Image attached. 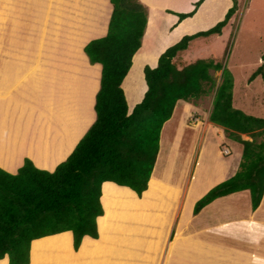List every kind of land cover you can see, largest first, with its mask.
<instances>
[{"label":"crops","instance_id":"obj_1","mask_svg":"<svg viewBox=\"0 0 264 264\" xmlns=\"http://www.w3.org/2000/svg\"><path fill=\"white\" fill-rule=\"evenodd\" d=\"M141 1L149 7L148 26L142 46L134 55L133 65L122 83L130 113L143 100L148 89L145 66L156 67L160 55L184 35L212 27L223 19L233 3V0H204L193 16L179 21L176 13L193 10L198 0ZM68 8L72 14L65 15ZM80 8L84 11L82 15ZM91 10L93 12L89 14ZM112 11L110 0H70V3L69 0H0V144L5 139L9 142L14 137V126L21 130L26 120L27 126L31 124L46 132L49 117L50 126L54 121V147L59 145L58 148L64 150L62 160L73 152L96 120V96L101 87L102 64H92L87 54L82 55L81 52L89 41L95 39V35L99 38L107 34ZM65 16L72 17L70 25H65L66 19L63 25L61 19ZM59 33L62 36L60 41ZM163 45L164 48L160 49ZM181 57L179 53L175 58L180 67L191 62H181ZM129 77L131 86L126 83ZM139 85L143 86L141 93ZM192 103L179 100L172 118L164 124L160 150L150 179L151 187L142 194V199L149 201V195L161 184L178 187L184 184V187L188 186L189 194L192 187L189 182L190 163L196 170L202 167L203 174L211 176L213 171L216 172L215 181L202 188L204 195L225 177L227 180L236 174L243 144L229 138L223 126L210 121L213 102L208 111L198 102ZM171 121L170 135L163 141L164 130ZM198 130L196 149L199 144L201 149L194 152L191 143ZM211 147H221V150L212 154ZM224 148H228L230 154H225ZM10 158L15 160V156L10 155ZM207 159L220 163V167L206 164L204 161ZM7 161V156L1 152L0 166L12 172ZM42 162L47 164V160L42 159ZM159 166L161 169L157 171ZM195 173V180L208 181L211 178ZM114 186L106 184L104 204L108 207H112L115 199L111 197L108 205L107 193L111 196L116 191L114 195L117 198H133V189ZM250 204L251 191L245 189L216 198L196 215H184V209L179 220L174 221L175 233L164 250L163 264H202L205 260L201 258L206 256L210 257L209 264H264V244L260 242L264 238V196L257 209L254 210ZM256 226L263 232L257 235ZM203 233L213 236L214 253L207 244L203 245ZM192 235L195 237L191 238ZM56 240L46 243L41 240L39 251L45 245L50 247L51 243L67 244L64 235L57 236ZM207 240L210 243V239H205L206 243ZM35 251L38 248L34 247V254Z\"/></svg>","mask_w":264,"mask_h":264},{"label":"trees","instance_id":"obj_2","mask_svg":"<svg viewBox=\"0 0 264 264\" xmlns=\"http://www.w3.org/2000/svg\"><path fill=\"white\" fill-rule=\"evenodd\" d=\"M203 1L198 0L189 12L176 13L179 21L193 16ZM233 1L223 20L184 35L160 55L156 67L145 66L148 89L130 113L122 83L142 46L149 7L141 0H111L107 34L84 48L91 63L102 64L95 122L54 171L38 167L29 157L16 173L0 166V261L8 256V264H30L34 240L66 231L73 233L76 249L86 236L97 238L98 218L105 213L104 183L127 186L140 196L149 188L164 124L179 100L196 103L208 92L205 84L217 85L211 69L223 73L210 121L242 143L243 153L236 174L204 195L194 213L218 197L245 189L251 191L253 209L259 207L264 196V140L258 141V136L264 133V117L234 105V77L222 62L200 57L180 67L175 60L195 39L222 34L238 8V1ZM258 75L264 79V64L250 81Z\"/></svg>","mask_w":264,"mask_h":264},{"label":"rangeland","instance_id":"obj_3","mask_svg":"<svg viewBox=\"0 0 264 264\" xmlns=\"http://www.w3.org/2000/svg\"><path fill=\"white\" fill-rule=\"evenodd\" d=\"M237 1L238 8L223 29L222 34L195 39L186 51L180 53V56H182L180 61L188 62L189 60L192 61L200 57L205 59L214 57L216 60L222 62L234 77V105L249 114L264 117V79L261 75H258L250 81L251 75L258 67L264 64V0ZM80 5L81 3H79V6ZM110 5L113 9L111 0ZM82 8L84 9V6H82ZM82 8H80L81 15L84 13ZM92 12L91 10L89 14ZM66 14H72L69 8L66 10L65 15ZM65 17L61 19L63 25L65 19L68 20L65 25H70L72 17ZM49 21H52V19L50 18ZM217 23H214L212 26ZM63 25L60 26L63 28ZM36 31L37 30H35V32ZM105 35L106 34L103 36ZM61 37L59 33V41ZM164 46L165 45L160 49H163ZM81 53L82 55L85 54L84 51ZM211 73L217 85L211 87V83L205 84L208 92L203 94L197 101L198 105L203 106L207 111L209 108H212L216 88L222 82L223 70L211 69ZM130 77L126 81L129 86H131ZM139 88L141 93L143 91V86L139 85ZM192 104L195 105V103ZM178 114L179 109L175 114L176 120ZM53 116L54 115H52V117ZM48 119L49 117H47L46 132L38 127H33L31 124L27 126L28 121L26 120L27 122L25 121L21 130H18L14 126V137H11L10 143L5 139L2 144H0V153L4 152L5 156H7V167L13 170L12 172L16 173L18 168L24 164L25 158L27 157L32 159L40 168L51 170L50 168L52 167L53 169L51 171H54V168L63 161V148H58V143V146L54 147V121L50 126L49 123L51 121ZM172 124L173 121H171L164 130L163 141L166 140L170 133ZM49 126L51 127L50 130ZM78 133L80 134V132ZM199 134L200 130L194 134V141L191 143V148L194 145V152L201 149V144H199L196 149ZM242 137L248 140L253 139L249 134H243ZM263 140L264 133L258 136V141L262 142ZM215 148L216 147H211L212 154H216L218 150H221V147ZM7 149L9 150L8 154ZM10 155L12 157L15 156V160L14 158L11 159ZM42 159L47 160V164H44ZM162 159L163 155L160 160ZM211 161L212 162L207 159L204 162L209 165H214L215 167H220V163L213 160ZM54 164L58 165L54 167ZM160 169L161 167L159 166L157 171ZM190 169L192 170L190 172L189 182L192 183V187L189 194L187 193L188 186L186 188L184 184L179 187L161 184L154 193L152 192L151 195H149L150 199L148 198L149 201H147L145 198L142 199V195L140 196L131 189L135 193L131 199L126 196L117 198L113 193L111 197L114 198L115 201L112 207L109 206L110 208L105 205L106 203L104 201L106 184H112L116 187L123 186L115 184L114 182H105L102 195V202L103 204L105 203V213L98 218L99 236L97 238L86 236L78 249L74 247V238L71 231L34 240L30 264H163L164 250L170 245V240L176 227V220H179L184 209L186 211L184 215H191V213L196 215L194 213L196 203L204 196V193H201L204 192L202 188L208 187L216 179V172L214 171L211 176L203 174V168L201 167L196 170V167L192 168V163H190ZM198 170L200 171L198 172ZM194 172H196L195 174L197 175L211 178L208 181L200 178L195 180ZM224 180H226V177ZM215 186L216 185L212 186L206 194ZM138 199L141 201H138ZM207 205L204 209L208 207ZM250 205L252 206V204ZM209 209L212 208L210 207ZM243 209L244 212H246V208L243 207ZM204 214L205 213L202 215ZM262 232L263 230L256 226L255 233L258 235ZM59 235L67 237V244L51 243L53 244L51 247L45 246L44 249L41 248V251L38 249L40 254L38 251H35L34 254V247L35 249L38 248L39 243L57 241L56 237H59ZM190 237L194 238L195 236L192 235ZM198 238L199 236L196 239ZM201 239L203 240V245L207 244L212 250V253H214L215 242L213 236L203 233ZM205 239H210V243H208V240L206 243ZM245 241H247V239ZM260 242L264 244V238ZM42 247H44V244ZM201 259L206 261H203L202 264H209L207 261L208 259L210 260V257L206 256L205 259ZM0 264H8V256L1 260ZM212 264L214 263L212 262Z\"/></svg>","mask_w":264,"mask_h":264},{"label":"bare ground","instance_id":"obj_4","mask_svg":"<svg viewBox=\"0 0 264 264\" xmlns=\"http://www.w3.org/2000/svg\"><path fill=\"white\" fill-rule=\"evenodd\" d=\"M114 187H116V186H114ZM108 191H110V190L108 189ZM115 192H116V191H115ZM115 192H114V193H115ZM148 195H149V194H147V196H148ZM106 196H107L106 201L109 202V203H108V205H109V204H111V196L109 195V193H107ZM45 243H46V242H45ZM51 245H53V244H50V247H51ZM45 246H46V245H45ZM40 247H41V246H40ZM40 247H38V249H39ZM39 254H40V252H39Z\"/></svg>","mask_w":264,"mask_h":264},{"label":"built area","instance_id":"obj_5","mask_svg":"<svg viewBox=\"0 0 264 264\" xmlns=\"http://www.w3.org/2000/svg\"><path fill=\"white\" fill-rule=\"evenodd\" d=\"M223 152H224L225 154H229V149H228V148H224V149H223Z\"/></svg>","mask_w":264,"mask_h":264}]
</instances>
